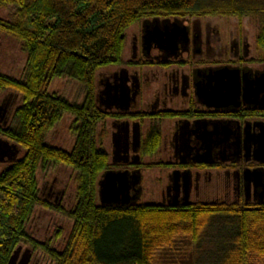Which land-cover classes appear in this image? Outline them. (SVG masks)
<instances>
[{
	"label": "trees",
	"instance_id": "trees-1",
	"mask_svg": "<svg viewBox=\"0 0 264 264\" xmlns=\"http://www.w3.org/2000/svg\"><path fill=\"white\" fill-rule=\"evenodd\" d=\"M7 6L14 12L8 21L0 19V31L20 43L26 61L21 79L0 77V90L11 89L21 97L16 127L0 129V136L21 150L0 171V264H8L22 243L29 244L33 254L43 251L56 264H152L157 249L173 246L178 235L197 238L212 216L225 218V233L218 237L220 264H251L250 257L264 261V206L102 205L98 181L113 165L105 146L107 131L104 126L99 129L105 113L96 103L98 73L124 63L131 27L155 18L182 23L249 20L262 55L264 0H0V8ZM61 77L83 84L82 103L49 93L51 83ZM65 114L75 118L70 151L45 141ZM157 141L143 151H156ZM50 166H66L75 173V203L70 210L40 197L37 172ZM37 206L73 221L64 251L27 234Z\"/></svg>",
	"mask_w": 264,
	"mask_h": 264
},
{
	"label": "flooded vegetation",
	"instance_id": "flooded-vegetation-1",
	"mask_svg": "<svg viewBox=\"0 0 264 264\" xmlns=\"http://www.w3.org/2000/svg\"><path fill=\"white\" fill-rule=\"evenodd\" d=\"M141 23L130 58L98 73L96 85L112 170L136 177L131 204L141 203L151 188L157 201L150 203L159 206H264V54L258 53L255 28L239 21L234 27L221 20L184 22L186 36L171 51L158 43L147 49L143 34L151 26ZM2 33L0 65L9 56ZM224 67L238 71L233 77L239 94L226 107L208 98L221 90L215 72ZM12 71H0V77H22L23 69L16 76ZM1 92L6 93L0 97V129H6L21 97L11 89ZM155 139L156 151L144 152ZM149 173L154 179L146 183ZM58 184L56 175L45 192L54 204L65 193ZM29 264H38L33 255Z\"/></svg>",
	"mask_w": 264,
	"mask_h": 264
},
{
	"label": "rangeland",
	"instance_id": "rangeland-1",
	"mask_svg": "<svg viewBox=\"0 0 264 264\" xmlns=\"http://www.w3.org/2000/svg\"><path fill=\"white\" fill-rule=\"evenodd\" d=\"M13 12L14 8L12 6L0 8V19L3 21L10 20V16ZM222 23L231 24V26L234 27L237 25L238 21L229 20L222 21ZM141 24L142 23L137 24L127 31V45L124 59L130 58L131 40L133 35L140 34ZM239 24L246 25L249 28L254 27L253 23L249 20H244L243 22H239ZM254 30L256 31V29ZM1 41L4 43V48L9 51V56L5 58L6 61L4 60L0 65V71H8V69L11 68V70H13L12 75H20L26 61V56L21 50L20 43L3 33ZM100 72H104V69ZM21 78L22 77H19L18 79ZM4 93L1 92L0 97H2ZM49 93L62 97L70 103L80 104L84 99L85 89L82 83L68 77H61L55 79L51 83ZM19 105H21V102ZM12 116L9 126L14 128L17 125V120L13 114ZM74 120V116L65 114L61 121L57 123L46 136V143L70 151L75 142V136L70 130L73 126ZM102 126L103 122L100 124L99 129H101ZM20 154L21 151L18 156H20ZM7 164L8 162L0 163V171L5 168ZM56 175L59 181V188L65 187L64 197L60 204L65 210H70L75 203L77 184L74 180L75 173L72 169L66 166H50L38 170L37 179L39 182V189L43 190L40 197L41 199L54 204L53 198L46 197L45 192L48 191V187L51 185L52 180ZM144 179L146 183L152 182L154 179L153 173H149ZM145 192L146 195L140 202L150 203L157 201L156 197L154 196V198L151 194V188ZM224 219L225 218L222 219V217L219 216L208 218L206 224L201 228L200 234L195 239H192L189 236H176L173 246L163 245L160 249L156 250L152 258V264H220L222 261V253L220 252L221 250H219L220 244L218 242V237H220V233L223 231L225 233V230L222 227ZM72 226L73 221L64 213L37 206L26 225V232L36 241L40 243L48 242L51 248L58 252H62L65 249ZM57 233H60V235L58 236ZM21 246L22 251L28 248L31 249L29 244L22 243ZM33 256L38 264H56L41 250H37ZM250 260L251 264H264V261L255 262L251 257Z\"/></svg>",
	"mask_w": 264,
	"mask_h": 264
},
{
	"label": "water",
	"instance_id": "water-1",
	"mask_svg": "<svg viewBox=\"0 0 264 264\" xmlns=\"http://www.w3.org/2000/svg\"><path fill=\"white\" fill-rule=\"evenodd\" d=\"M147 23L151 26L143 34V45L147 49L150 48L152 43H158L164 49H170L172 51L176 48L177 38L180 35L186 36L183 23L178 20H160L155 18L146 20L145 24ZM215 74L220 75L222 87L219 92L214 95L210 94L211 96L208 98L213 97L219 99L220 104L218 106L226 107L229 104H234L239 93L233 75H237L238 71L224 67L216 71ZM260 77H264V74ZM97 100L98 97H96V102ZM228 136L226 134V139ZM20 151V148L16 144L0 137V163L13 162L18 158ZM135 178L127 170L117 171L110 169L104 172L98 181V197L100 203L102 205H134L135 203L131 204V201L136 200L135 196L131 195V191L134 189L132 180ZM21 252L22 246L17 247L11 255L8 264H16ZM32 255L33 251L31 249H25L21 264H29Z\"/></svg>",
	"mask_w": 264,
	"mask_h": 264
}]
</instances>
